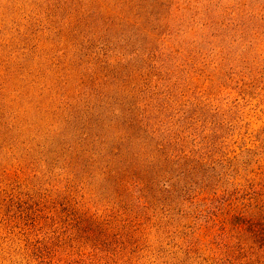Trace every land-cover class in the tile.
Here are the masks:
<instances>
[{
    "label": "rangeland",
    "instance_id": "rangeland-1",
    "mask_svg": "<svg viewBox=\"0 0 264 264\" xmlns=\"http://www.w3.org/2000/svg\"><path fill=\"white\" fill-rule=\"evenodd\" d=\"M149 15L157 18L148 20ZM166 55L170 60L159 64ZM159 69L173 72L165 76ZM132 72H151L152 80L156 73L173 75L182 97L197 96L212 104L211 116L189 130L194 133L190 137L214 133L209 128L223 123V113L231 123L225 153H235L226 154L225 169L219 160L220 178L212 179L206 202L187 204L185 216L178 208L165 213L161 205L163 210L145 214L137 225L121 224L126 225L123 244L121 239L117 247L106 243L95 250L84 232L88 222L80 224L79 212H66L59 205L62 211L48 220L51 224L42 221L43 229L22 225L21 206L33 194L57 197L68 202V209L76 205L61 193H82L73 171L83 172L93 187L96 203L89 206L94 210L109 211L105 201L119 198L100 172L101 164L83 158L77 165L78 152L72 146L80 148L84 125L74 118L77 113L67 114L61 101L64 89L76 94L108 86L110 96L117 87L126 93L144 89L126 77ZM116 74L118 86L112 82ZM138 77L140 86L148 82ZM116 93L118 102L125 100L126 93ZM217 135L223 136V130ZM89 147L98 156L100 145ZM247 150L252 151L249 156ZM234 156L239 165L250 161L248 176L264 178V0H0V264H223L228 244L236 249L228 257L230 264H247L244 256L250 264H264V257L252 256L241 244L242 232L233 225L238 221L234 215L246 207L242 201L233 206H226L231 199L223 202L228 197L242 200L239 188L251 179L242 169L228 174ZM58 170L62 174L50 177L49 185L38 179ZM234 187L237 192L227 193ZM46 188L53 193L45 194L41 189ZM15 195L23 200L18 203ZM207 206L215 215L204 213ZM117 209L116 220L130 214ZM203 217L213 219L215 227ZM98 237L99 242L108 238ZM33 243L38 249L32 253ZM22 250L26 253L20 254Z\"/></svg>",
    "mask_w": 264,
    "mask_h": 264
},
{
    "label": "trees",
    "instance_id": "trees-1",
    "mask_svg": "<svg viewBox=\"0 0 264 264\" xmlns=\"http://www.w3.org/2000/svg\"><path fill=\"white\" fill-rule=\"evenodd\" d=\"M154 18L157 17L149 15L148 20ZM169 55H166L167 60H159V64H166L170 60ZM145 56L144 51L143 58ZM151 57L153 58V56ZM155 63H158V60ZM159 70V72L163 71L165 76L173 72L167 69ZM231 70L233 67H230ZM150 73L146 72V74H136L135 76L134 72L125 74L135 85L144 89L129 88L126 93L125 90L117 87L118 91L116 92L126 93L125 100L121 102H118L116 92H114L115 96L109 95L110 92L105 90L108 86L98 91H96L97 87H90L86 90H78L76 94H71L64 89L66 94L64 91L62 94L64 99L61 102L64 107L66 105L67 114L71 116L72 112L73 114L77 113L78 115L74 118L84 125L80 148L72 146L78 152L77 160L79 162L77 165L82 164L83 158L88 162L92 160V164L97 162L101 164L100 172L109 179L113 194L119 195L118 199L113 197L105 201L104 205L110 206L109 211L102 213L89 206L90 203H96L92 197L93 187L86 182L83 172L73 171L71 175L80 177L82 193L75 196L69 192V189H64L61 193L64 194L62 198L74 202L76 205L68 209V202H58L57 197L40 198L37 194H33V198L28 201L24 200L26 202H24V206H21L23 207L20 210L22 218L19 220L22 225L43 229L45 225L42 224V221L49 223L48 220L53 221V215L58 210L79 212L80 224L81 220L88 222V227L84 232L88 243L95 250L106 243L110 247H117L119 246L118 240L121 239H123L121 241L123 244L126 225L121 224L135 223L137 225L145 214L148 215L150 212L155 214L159 209L163 210V205L166 206L165 213L178 208L177 212L185 216L184 208L187 204V207L193 205L199 207L206 202V194L211 191L209 189L212 179L219 177L216 167L221 166L219 160H223V169H225V163L228 162L226 154L231 151L235 153V150H228L225 153L229 146L227 142L231 123L225 119L223 113V123L208 126L210 127L209 132H212L213 128L215 129L214 133L205 134L202 137H190L194 133H188L189 130L197 129L198 122L204 120L203 118L206 116H211L212 104L197 96L186 98L184 94L182 97V93L173 82V75L164 77L162 73H156L154 74L156 79L152 80ZM138 76L148 82L140 86L135 82L139 78ZM113 77L112 82L118 86L119 83L116 82V79H120V77L117 74ZM104 85L106 86L105 82ZM136 99L138 100L133 101ZM206 124L208 125V123ZM221 130H223V136L219 137L217 133ZM91 144L100 145L98 156H94L97 153L89 147ZM251 152V150H247V155L249 156ZM102 160L105 163H102ZM232 160L230 159L229 164L233 162L234 168L228 174L233 175L242 169L247 177L251 178L247 174L249 160L241 159V165L237 161L238 158ZM77 168L79 169L78 166ZM61 170L64 171V169ZM62 172L58 170L53 176L47 175L46 178L42 176L38 179L42 184L49 185L50 177L55 179ZM226 172V170L221 172V174L223 173V185L226 181L225 177H227ZM232 177L234 178V176ZM58 189L59 187H55L52 190L57 191ZM41 190L47 194L49 188ZM52 190L49 192L53 193ZM237 191L234 187V190L227 193ZM240 191L244 194L242 200L228 197L223 202L231 199V202L226 203V206L227 204L233 206L242 201L241 203L246 209L244 210L242 207L240 208L242 214L234 215V220L238 218V221L233 225H236L237 229L242 232L241 244H245L247 249L251 250L250 254L255 257H264V178L258 180L251 178L248 186L244 189L240 187ZM110 192L112 193V190ZM198 195L206 197H198ZM15 199L18 203L23 200L16 195ZM58 205L62 209L58 208ZM173 205L175 207L169 209ZM116 208H118L117 211H122L124 216L126 211H129V216L123 218L122 221L116 220L118 219L114 214ZM213 209L207 206L202 210L210 216L209 213L215 215ZM210 217L209 219L203 218L206 221H211L212 226L215 227L214 220ZM56 223L60 224L58 221ZM60 227L64 228V231L67 230L62 224ZM227 227H229V223L225 229ZM98 234H103L108 238L99 242ZM32 249L29 250L32 253L38 249L36 243H33ZM120 250L118 248L117 253H120ZM235 250L232 245H226L225 258L223 259L226 263L223 264H230L228 257H232ZM14 251L18 252L19 247H15ZM25 253L22 250L20 254ZM242 253V251L239 252L240 255ZM244 257L247 264L252 263L250 258ZM237 259L238 256L233 258V261L237 262Z\"/></svg>",
    "mask_w": 264,
    "mask_h": 264
}]
</instances>
